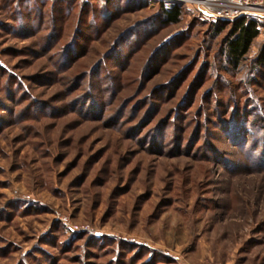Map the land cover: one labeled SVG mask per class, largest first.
<instances>
[{
	"label": "rangeland",
	"instance_id": "rangeland-1",
	"mask_svg": "<svg viewBox=\"0 0 264 264\" xmlns=\"http://www.w3.org/2000/svg\"><path fill=\"white\" fill-rule=\"evenodd\" d=\"M255 1L235 68L182 1L0 0V264H264Z\"/></svg>",
	"mask_w": 264,
	"mask_h": 264
},
{
	"label": "trees",
	"instance_id": "trees-1",
	"mask_svg": "<svg viewBox=\"0 0 264 264\" xmlns=\"http://www.w3.org/2000/svg\"><path fill=\"white\" fill-rule=\"evenodd\" d=\"M181 14H182V8L178 6L174 7L172 10L163 9V15L166 17L165 19L167 24L178 23ZM217 21H226V20H217ZM260 26L261 23L259 22V20L254 18L239 17L234 21H232V28L227 38L226 48H227L228 62L232 64L233 67L238 68L240 66L245 55L249 52L253 41L259 36ZM258 60L260 64H264V45L260 49ZM2 70L3 68L0 67V71ZM238 115L232 117L231 120L232 122H230V126L237 124L238 122L237 119H239L238 117L240 116ZM240 121L243 122V120L241 119ZM242 124L246 125V123L243 122L240 123V126L238 124V127L236 126V128L244 129L243 126L241 127ZM236 136H237L238 144H242L243 136L241 135L239 136L238 133H236Z\"/></svg>",
	"mask_w": 264,
	"mask_h": 264
},
{
	"label": "built area",
	"instance_id": "built-area-1",
	"mask_svg": "<svg viewBox=\"0 0 264 264\" xmlns=\"http://www.w3.org/2000/svg\"><path fill=\"white\" fill-rule=\"evenodd\" d=\"M171 3L182 1L190 5L196 12L205 15L212 21H234L239 17H255L260 15V2L255 0H169ZM256 6H258L256 8Z\"/></svg>",
	"mask_w": 264,
	"mask_h": 264
}]
</instances>
